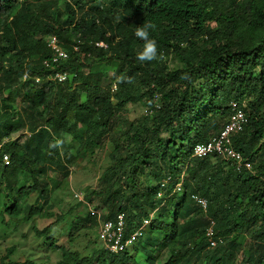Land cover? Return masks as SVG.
Here are the masks:
<instances>
[{
    "label": "trees",
    "instance_id": "16d2710c",
    "mask_svg": "<svg viewBox=\"0 0 264 264\" xmlns=\"http://www.w3.org/2000/svg\"><path fill=\"white\" fill-rule=\"evenodd\" d=\"M145 23L153 25L157 59L141 63L136 54L144 41L135 32ZM52 36L69 54L59 65L72 74L63 83L49 79L44 64L53 55ZM168 57L177 60L173 68ZM111 68L115 80L107 75ZM25 73L31 77L23 81ZM232 101L246 103L249 122L232 141L252 170L239 172L220 155L193 157L196 144L220 132ZM128 104L146 113L121 140L111 132ZM66 131L72 142L51 147ZM4 137L11 141L5 145L10 163L0 172L3 236L37 217L63 220L65 214L53 211L49 182L63 187L82 154L98 150L110 149L112 160L101 187L67 211L76 216L70 241L85 228L99 230L91 208L96 196L108 211L103 219L124 215L126 234L155 213L135 245L118 254L99 247L84 255L56 244L54 224H32L37 238L59 252L57 264H264V0H0ZM155 161H165L169 175L154 170ZM54 170L65 180H52ZM191 170L194 176L175 189ZM167 177H173L164 187L168 197L157 199ZM197 194L208 199L207 213L195 203ZM206 214L223 239L215 248ZM17 248L1 238L0 264H37L23 255L15 260Z\"/></svg>",
    "mask_w": 264,
    "mask_h": 264
},
{
    "label": "rangeland",
    "instance_id": "374dc122",
    "mask_svg": "<svg viewBox=\"0 0 264 264\" xmlns=\"http://www.w3.org/2000/svg\"><path fill=\"white\" fill-rule=\"evenodd\" d=\"M170 62V67H174L177 64V60L175 57H168ZM87 72L88 69H85ZM108 77L111 79L117 78V70L115 68H111L107 73ZM117 82V81H116ZM115 82V83H116ZM50 84L46 86V89H49ZM115 88V87H114ZM83 94V93H82ZM21 96H18V100H20ZM85 95H83V99L85 101ZM146 109L141 107L140 105L128 104L124 110L120 112V119L117 121L115 126L117 127V131L115 129L112 130L111 135H115V137H119L121 140L124 138V135L121 137V133L126 132L130 126V123H134L137 119L145 115ZM226 119H221L222 123H226L228 121ZM74 125V124H73ZM24 136H29L28 132L24 131ZM61 150L64 149L65 145H68L72 142V133L66 131L62 134V138H59ZM80 145V140L76 139L75 146L72 148L73 153H77L78 146ZM110 149L106 150H98L95 154L86 153L82 154L80 159L78 160L77 167H71L73 169L72 174L65 180L61 172H57L56 170L51 171L49 173L50 178L54 181H63L65 180V185L60 188H55V182L50 183V202L54 205L53 211L57 214H65V218L61 221H57L56 217H37L32 221V223H26L20 226L18 231L13 230V226L7 229L8 236H3V228L0 226V239L3 237H7L8 244H17L18 250L14 256V259L17 260L21 255L24 256V259H29L35 261L37 264H57L60 260V254L58 251H54L48 248L47 244L43 239H38L35 235L32 224L38 226L40 229L45 228L49 224H54L52 235L56 240L57 245H63L66 247H70L74 250H79L82 254L86 255L96 248L102 247V243L99 239L98 230H90L89 228H85L82 230L80 234V238L74 242H71V237H74L77 233L76 231L71 230L72 221L75 220L74 215H68L67 211L73 207L77 206L79 202H83L75 198L76 192H84V201H86V193L90 194L92 191L99 189L100 186V177L108 164L111 162L110 158ZM213 161L215 157H213ZM156 166H154V170L158 169V171H162V175H169V169L166 167L165 161H155ZM252 163V162H251ZM253 165V163H252ZM166 167V169H164ZM194 176L193 170L187 171L186 173L183 171L182 178L176 184L175 189H180L183 183L184 176L190 175ZM171 178V177H170ZM167 179V178H165ZM173 180V177L172 179ZM27 182L29 180L27 179ZM30 183V182H29ZM37 193H34L28 200L30 204H35V200L37 199ZM92 209H99L101 213L107 214V208L103 206L100 202V198L98 196L94 197V201L91 205ZM80 210L84 212L85 208L80 207ZM207 215H203L204 218H207ZM23 259V260H24ZM27 264V263H25Z\"/></svg>",
    "mask_w": 264,
    "mask_h": 264
},
{
    "label": "built area",
    "instance_id": "2783aa9c",
    "mask_svg": "<svg viewBox=\"0 0 264 264\" xmlns=\"http://www.w3.org/2000/svg\"><path fill=\"white\" fill-rule=\"evenodd\" d=\"M48 47L52 50L53 55L51 58L44 61L45 66L51 70L49 79H52L58 83H63L69 79L72 74L68 70H62L59 68L60 62L66 60L69 57L68 52L62 46L57 36H52L48 39ZM100 46H105L103 42L97 43ZM79 50V47H75ZM30 74L25 73L23 75V81L30 78ZM36 83H40L39 77L35 78ZM231 113L228 121L224 124L220 132L206 142H201L195 145L193 151V157L195 158H207L216 155L222 156L227 161L231 162L239 172L244 169L252 170V163L243 156V154L237 151L233 146V137L237 133L243 131L247 123L249 122V115L243 107L246 103H240L239 101H232ZM11 141L10 137H4L0 140V172L1 169L10 163V154L5 151V145ZM170 178L163 179L160 183V191L157 194L158 198H163V189L166 187ZM84 192H76L75 198L84 201ZM194 201L196 204L206 212L208 209L209 201L207 198L201 195H194ZM94 213L98 215L100 221V238L104 243L106 249L111 253H120L126 249L132 247L143 233L145 227L150 223V219H145L143 224L130 234H126L127 226L124 215L120 214L116 219L102 220V213L99 209H94ZM207 213V212H206ZM216 221L209 217V225L207 226V236L210 239V247L215 248L223 242L221 237L215 236Z\"/></svg>",
    "mask_w": 264,
    "mask_h": 264
},
{
    "label": "clouds",
    "instance_id": "9594fccd",
    "mask_svg": "<svg viewBox=\"0 0 264 264\" xmlns=\"http://www.w3.org/2000/svg\"><path fill=\"white\" fill-rule=\"evenodd\" d=\"M153 28V25L152 24H150V23H145V24H143L142 26H139L137 29H136V32H135V35H136V37L137 38H139L140 40H143L144 41V45H143V50L141 51V52H138L137 54H136V59L139 61V62H141V63H143V62H145V61H152V60H155V59H157V43H156V41L154 40V39H150V30ZM59 144H60V141H56L54 144H52L51 145V147H58L59 146ZM167 178H170V177H167ZM170 181H171V178H170ZM169 181V182H170ZM168 182V183H169ZM161 183V182H160ZM168 183H167V185H168ZM166 185V186H167ZM160 184H159V190L157 191V194H158V192L160 191ZM165 189V188H164ZM164 189H163V192H164V196H163V198H158L157 197V199H161V200H165V198H167L168 196H166L165 195V191H164ZM196 203V202H195ZM203 211V210H202ZM108 212V211H107ZM104 215H108V213L107 214H104ZM104 215L102 214V220H105V219H103V217H104ZM155 216V213L153 212V213H151L150 214V217H147V218H145V219H150L151 221H150V223L152 222V218ZM209 215H207V218L209 219ZM212 218V217H211ZM116 219V218H115ZM145 219H143V221H141V223H139V225H137L134 229H136L137 227H139V226H141L142 224H143V222H144V220ZM106 220H109V219H106ZM114 220V219H113ZM98 222H99V230H98V234H99V239H100V241H101V243H102V247L103 248H105V246H104V243H103V241L101 240V238H100V221H99V218H98ZM150 223L145 227V229H144V231L146 230V228L150 225ZM127 226V225H126ZM134 229L132 230V231H134ZM132 231H130V232H132ZM144 231H143V233H144ZM130 232L129 233H127V234H130ZM142 233V234H143ZM141 234V235H142ZM140 238V237H139ZM139 240V239H138ZM137 240V241H138ZM136 241V242H137ZM135 242V243H136ZM135 245V244H134ZM131 248V247H130ZM129 248V249H130ZM106 249V248H105ZM107 251H109L108 249H106ZM110 252V251H109ZM124 252V251H123ZM111 253V252H110ZM120 253H122V252H120ZM113 254H118V253H113Z\"/></svg>",
    "mask_w": 264,
    "mask_h": 264
}]
</instances>
